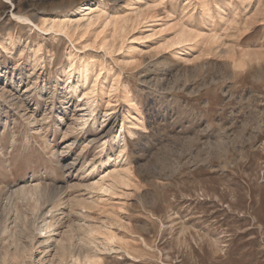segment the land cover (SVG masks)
I'll return each mask as SVG.
<instances>
[{
  "label": "rangeland",
  "instance_id": "374dc122",
  "mask_svg": "<svg viewBox=\"0 0 264 264\" xmlns=\"http://www.w3.org/2000/svg\"><path fill=\"white\" fill-rule=\"evenodd\" d=\"M34 187L98 264H264V0H0V253Z\"/></svg>",
  "mask_w": 264,
  "mask_h": 264
},
{
  "label": "bare ground",
  "instance_id": "6f19581e",
  "mask_svg": "<svg viewBox=\"0 0 264 264\" xmlns=\"http://www.w3.org/2000/svg\"><path fill=\"white\" fill-rule=\"evenodd\" d=\"M100 5L101 4L99 2H94L91 4L85 3L82 6H80L78 10H87L92 12L94 9H98ZM10 12H11V16L13 17H16L25 22H31L26 17L17 16L16 14H14V12L12 11ZM93 15L87 18L88 22L86 25H89V21L96 20L98 18L97 14H93ZM47 25H49L48 26L49 29H57L58 31L70 30L69 28H67L68 24L62 21L50 20ZM71 30L75 31L76 28ZM184 41H185V35L184 33H180L177 35L173 46L175 45L180 46L181 44H183ZM84 72L85 70L79 67L76 70L78 78L82 79ZM71 74L72 73L69 72L67 74L68 77H70ZM68 87L72 89L73 93L77 91V88H75L73 84H70ZM81 119H83V116H81ZM111 140L114 141V143L117 144L118 148L121 149L123 145L122 130L120 129L117 135L112 137ZM107 143L108 142H103L102 147H105ZM116 178L118 179L121 177H116ZM115 179L113 178V180ZM122 179L123 181L125 180L124 178ZM122 183H126V180L125 182ZM22 192H23L22 194L32 199L31 201L32 203L34 202V209L41 211V214L38 216L40 221L37 222L36 224L34 223L28 224L25 227V233L24 232L20 233V235L24 234L25 236L13 235V237H11L12 240L14 241L17 240V242L20 240V238H29L30 239L29 247L18 246V243L16 242L17 244L15 245L14 249L11 252H8L6 250L3 253H0V264H31L32 262H30V259H32L33 249L35 245H39V247L42 245L44 249L46 250L50 249L53 252V256L45 264H98L101 261L100 258L98 257L99 252L114 250V244L117 241V238L111 233L98 238L97 232L94 230V228L91 225H89V223L88 225L86 224L84 226L78 224L80 226L77 227L79 231V233L77 234H79L80 236H76V237L81 247L79 246L80 247L79 248L77 246L80 250L78 248H77L78 250L73 249L74 245H72L71 242L67 244L63 239L54 236V234L56 233L55 226L57 224L56 212H58V214L63 213L59 211L60 208L56 209V206L53 205L54 203L56 204L57 200L54 203H52L53 202L52 200H39L40 195L36 192L35 187L32 188L31 190L23 189ZM58 203L62 204L60 202ZM79 203L78 204L81 206L82 202L79 201ZM80 215L82 216L83 214L80 213ZM19 218L20 216L18 215L17 219ZM8 230H9L8 227L5 226L4 228H2L1 232L3 234L2 233L1 234L2 235L8 234L9 233ZM72 237H74V235L71 236V239ZM92 245H93V249L90 247ZM41 261L44 263L45 260L43 261V259H41Z\"/></svg>",
  "mask_w": 264,
  "mask_h": 264
}]
</instances>
